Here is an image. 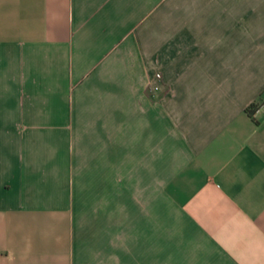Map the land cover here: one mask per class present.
<instances>
[{
  "label": "crops",
  "instance_id": "crops-1",
  "mask_svg": "<svg viewBox=\"0 0 264 264\" xmlns=\"http://www.w3.org/2000/svg\"><path fill=\"white\" fill-rule=\"evenodd\" d=\"M258 105L264 0H0V264H264Z\"/></svg>",
  "mask_w": 264,
  "mask_h": 264
},
{
  "label": "built area",
  "instance_id": "built-area-1",
  "mask_svg": "<svg viewBox=\"0 0 264 264\" xmlns=\"http://www.w3.org/2000/svg\"><path fill=\"white\" fill-rule=\"evenodd\" d=\"M155 78L157 79V80H159L160 78H161V75L160 74H156L155 75ZM154 90H158V86H156L155 88H154ZM253 110H254V112H263L264 113V106H261V105H258V106H255L254 108H253Z\"/></svg>",
  "mask_w": 264,
  "mask_h": 264
},
{
  "label": "rangeland",
  "instance_id": "rangeland-1",
  "mask_svg": "<svg viewBox=\"0 0 264 264\" xmlns=\"http://www.w3.org/2000/svg\"><path fill=\"white\" fill-rule=\"evenodd\" d=\"M246 1H254V0H246Z\"/></svg>",
  "mask_w": 264,
  "mask_h": 264
},
{
  "label": "trees",
  "instance_id": "trees-1",
  "mask_svg": "<svg viewBox=\"0 0 264 264\" xmlns=\"http://www.w3.org/2000/svg\"><path fill=\"white\" fill-rule=\"evenodd\" d=\"M254 108V106L252 107V109Z\"/></svg>",
  "mask_w": 264,
  "mask_h": 264
}]
</instances>
